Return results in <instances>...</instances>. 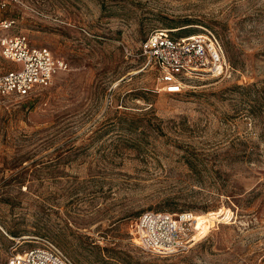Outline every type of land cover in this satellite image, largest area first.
<instances>
[{
    "label": "rangeland",
    "instance_id": "obj_1",
    "mask_svg": "<svg viewBox=\"0 0 264 264\" xmlns=\"http://www.w3.org/2000/svg\"><path fill=\"white\" fill-rule=\"evenodd\" d=\"M0 16L67 63L0 97V264L43 238L78 264H264V0H0ZM154 27L211 29L231 68L160 90L140 50ZM145 209L191 212L203 235L147 251L129 231Z\"/></svg>",
    "mask_w": 264,
    "mask_h": 264
},
{
    "label": "built area",
    "instance_id": "obj_2",
    "mask_svg": "<svg viewBox=\"0 0 264 264\" xmlns=\"http://www.w3.org/2000/svg\"><path fill=\"white\" fill-rule=\"evenodd\" d=\"M13 18L0 16V55L13 64L0 68V97L34 94L50 84L55 73L66 68L64 58L43 45L31 44L24 33L5 32ZM174 28L154 27L140 41L141 53L156 70L159 89L181 92L202 74L218 76L231 66L219 37L208 28L176 35ZM131 239L141 248L160 255L184 251L199 238L191 212L145 209L130 223ZM5 264H78L48 238L31 247L10 248Z\"/></svg>",
    "mask_w": 264,
    "mask_h": 264
},
{
    "label": "bare ground",
    "instance_id": "obj_3",
    "mask_svg": "<svg viewBox=\"0 0 264 264\" xmlns=\"http://www.w3.org/2000/svg\"><path fill=\"white\" fill-rule=\"evenodd\" d=\"M194 218L196 219V224H197V226H198V228H199V232H198V233H200V227H199L198 219H197V217H194Z\"/></svg>",
    "mask_w": 264,
    "mask_h": 264
},
{
    "label": "trees",
    "instance_id": "obj_4",
    "mask_svg": "<svg viewBox=\"0 0 264 264\" xmlns=\"http://www.w3.org/2000/svg\"><path fill=\"white\" fill-rule=\"evenodd\" d=\"M176 35H189V34H181V33H176Z\"/></svg>",
    "mask_w": 264,
    "mask_h": 264
},
{
    "label": "crops",
    "instance_id": "obj_5",
    "mask_svg": "<svg viewBox=\"0 0 264 264\" xmlns=\"http://www.w3.org/2000/svg\"><path fill=\"white\" fill-rule=\"evenodd\" d=\"M0 67H2V66H0Z\"/></svg>",
    "mask_w": 264,
    "mask_h": 264
}]
</instances>
